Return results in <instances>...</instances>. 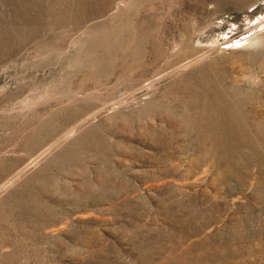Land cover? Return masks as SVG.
<instances>
[{"label":"rangeland","instance_id":"rangeland-1","mask_svg":"<svg viewBox=\"0 0 264 264\" xmlns=\"http://www.w3.org/2000/svg\"><path fill=\"white\" fill-rule=\"evenodd\" d=\"M0 264H264V0H0Z\"/></svg>","mask_w":264,"mask_h":264}]
</instances>
